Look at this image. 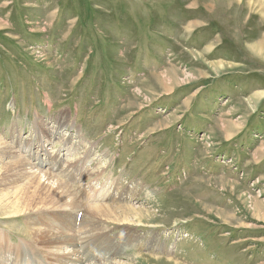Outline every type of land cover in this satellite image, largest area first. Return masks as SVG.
Wrapping results in <instances>:
<instances>
[{"label":"rangeland","instance_id":"obj_1","mask_svg":"<svg viewBox=\"0 0 264 264\" xmlns=\"http://www.w3.org/2000/svg\"><path fill=\"white\" fill-rule=\"evenodd\" d=\"M239 1L0 0V139L35 165L17 144L31 143L41 119L50 157L80 175L50 173L85 204L65 218L92 229L88 247L111 251L113 263L264 264V0ZM63 117L62 143L49 132ZM78 158L92 163L77 170ZM102 159L109 168L97 178ZM110 174L137 186L129 203L163 226L90 215L87 206L112 204L101 196ZM57 203L39 215L44 226H61ZM20 212L0 214V264H74L63 252L50 258L46 233L28 230L35 214Z\"/></svg>","mask_w":264,"mask_h":264},{"label":"bare ground","instance_id":"obj_2","mask_svg":"<svg viewBox=\"0 0 264 264\" xmlns=\"http://www.w3.org/2000/svg\"><path fill=\"white\" fill-rule=\"evenodd\" d=\"M213 1H215V4L217 6L225 3L227 5L232 6L233 1L236 0H213ZM246 2L247 0H241L238 3L239 6L243 7V6H247L245 4ZM261 5H263L264 7V3ZM248 6L252 7L254 6V4L250 3L248 4ZM246 15H249L248 21L250 20L251 17L258 16L255 13H250ZM154 74L155 73H152L151 76L152 75L154 76ZM168 74H170L169 71L167 75ZM259 95L262 97V93H260ZM39 121L41 122V119ZM39 121H36V125L39 128L36 127V132L35 131L33 132L35 133V135H33L31 139V143L24 144L22 141L19 144H17L18 150H20L22 153H26V155H28L27 157L34 158L37 160V162H35V165L19 157L16 154L17 152L12 150L9 145L4 143L2 139H0V163L7 164V166L11 165L13 167L11 169H8L7 172H5L4 169H0V204L4 206V207H0V214L6 217L13 216L11 217L12 219L19 218L20 217L19 214H21L20 212L21 210H27V212H32L33 214H35L31 218L27 219V222L31 223L32 225L31 227L28 228V230L32 231L34 235L36 233H39L40 231H44L46 233L48 237V244L51 247H53L51 249L54 250V251L53 250L49 251L51 252V254H48L50 258H53L52 256L54 254H57L59 256L60 255L59 253L63 252V256L65 255L66 259L71 260L74 264H119V263H113L111 251L110 252L99 251L98 247H95V245L94 247L93 246L88 247L87 239L91 236L92 229L85 232H81L80 223L82 220L75 218L72 215V213H69L68 216L65 218L67 210L74 211L77 213L81 208L84 207L85 204H83L82 201L79 198H77L76 194L73 192L72 188L67 185V183L55 179V177L50 174L52 173V170H54V167H59V162L57 161V159L51 157L50 158L46 157L47 159L42 158L43 156H45L44 154H49L47 147L49 144H47L45 140L46 137L48 138V133H46L47 130L40 131L42 130V128ZM66 123H67L66 118L65 117L61 118L58 121V124H62V126H58V127L50 126L51 129L49 135H52V137L59 136L61 138L62 143L68 140L70 141V136L69 134H67L69 131L68 130L69 125L68 124L66 125ZM167 123H169V120L167 121ZM17 133L23 134V132H18V131ZM16 136L14 137L15 139L17 138ZM33 140L38 142L39 144L38 148L34 143H32ZM41 143L46 145H42ZM32 147L33 149H31ZM34 148H37V151H34ZM14 160H16V162L11 163ZM44 160L50 163V168L49 166L46 167L47 170L49 171V174L48 172L42 173L44 169L43 166H45ZM108 161L109 159L107 160V162H105L102 159L96 165V170L97 173L99 174V177L97 178H102L106 174V171L109 168ZM73 163L76 165L78 170L79 168L81 169L84 166L87 167L90 166L92 162L90 161V159L84 158L83 161H81V159L78 158ZM68 169H70V167H68L67 170ZM67 170L63 168L59 172V176L64 179L66 178L68 180L74 178L76 182H79V177H80L79 173L72 172V174H69V172L67 173ZM2 171H4L5 174ZM216 182L218 184H222L224 188H226L228 191L233 192V190L230 189L231 183L225 181V179L220 178L216 180ZM110 186L111 189L113 188V193L109 192ZM104 187H106L105 194H102L101 196L105 198L108 195L109 198L107 199L106 202L112 204H108V205L95 204V205L87 206V211H90L91 213L89 214L92 215L93 217H96L105 222L107 221L122 226H145V227L153 226V228L163 226V225H154L153 222L158 221V217L156 216V214L150 212L149 209H144L142 207H135L129 203L130 198L128 199V196L130 195L131 197H135L136 194L139 192L137 186L123 185L120 182V178L113 179L112 174H110L107 179V184H105L103 188ZM81 190L82 189L78 190L77 193L78 194L81 193ZM82 200H84V198ZM123 200H125L128 204L120 205L121 204L120 202H124ZM86 201L88 202L96 201V199H87ZM56 202L58 203L61 202L59 207L61 212L60 221L62 227L59 225V223H56L55 226H50V227L44 226L43 221L42 219H40L39 215L42 212L47 211L51 208L54 209ZM116 203H120V204H116ZM258 206L260 207L261 205L256 203L255 207L258 208ZM75 223H79L78 230L80 231H76L77 228ZM103 231L104 230H102V232ZM134 242L136 243V241ZM11 247L12 246H10V248ZM66 248H70L72 254L64 253L67 250ZM157 248L163 251V242L159 239L157 240ZM166 248L167 247L165 245L164 251ZM167 249L169 250L170 248ZM171 249H173V247ZM106 250H111V249H106ZM34 252H36V250H34ZM0 255L2 258H4L3 256L4 254H0ZM28 255L29 254L25 255V258ZM36 255L39 254H35V256ZM22 257L23 254H16V259L18 261L20 259L22 260ZM148 258L149 259L146 260V258L144 259V257H142L141 255H133L132 258H130L129 260L127 259L128 260L127 264H134L135 262L138 264L139 263L152 264L153 262H155L157 264L161 261L162 262L164 261L163 263H167V264H179L173 260L167 261L157 257H148ZM44 263H46V261H44ZM47 264L49 263L47 262Z\"/></svg>","mask_w":264,"mask_h":264}]
</instances>
